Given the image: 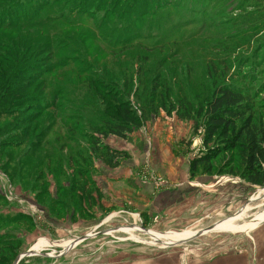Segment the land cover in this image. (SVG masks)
<instances>
[{
	"label": "rangeland",
	"instance_id": "374dc122",
	"mask_svg": "<svg viewBox=\"0 0 264 264\" xmlns=\"http://www.w3.org/2000/svg\"><path fill=\"white\" fill-rule=\"evenodd\" d=\"M254 5L0 0V85L19 94L21 80L33 97L0 103V264H264V221L212 231L264 216V188L241 177L237 154L191 173L212 148L204 111L216 88L252 94L264 123V30L236 26ZM124 102L145 106L134 131L145 127V140L130 142L115 175L89 152Z\"/></svg>",
	"mask_w": 264,
	"mask_h": 264
},
{
	"label": "trees",
	"instance_id": "16d2710c",
	"mask_svg": "<svg viewBox=\"0 0 264 264\" xmlns=\"http://www.w3.org/2000/svg\"><path fill=\"white\" fill-rule=\"evenodd\" d=\"M245 1H254V9L247 14H241L236 19V26H244L247 29V35L255 36L263 33L264 0ZM238 9L239 13H242V9L240 7ZM22 83L20 80L19 94L15 92L16 89H12V86L6 87L2 83L4 85H0V103L5 99L9 105L31 103L33 101V97H31L32 85ZM138 95L137 91L133 92L134 98H139ZM252 101V94L245 92L242 88L225 86L216 88L204 111V145L206 147L212 145V148L209 153L195 158L192 162L191 173L195 174L201 170L204 175L211 174L215 171L214 159L223 153L232 151L237 154L241 177L253 186L264 188V123L256 120ZM130 106L131 104L124 102L116 107V116L113 122L110 120L102 127L105 128L102 130L104 138L113 136L127 140L136 129L144 126L145 106L141 108V115ZM186 116L184 119H193V114L190 111ZM59 125L62 129L64 128V125ZM55 126H58V121ZM69 132H71L70 129ZM55 141L52 146H57L59 139ZM97 147L99 149L94 146L89 153L99 156L100 160L110 169L119 168L122 161L129 158V154L125 151H119L107 145L102 149L99 145Z\"/></svg>",
	"mask_w": 264,
	"mask_h": 264
},
{
	"label": "crops",
	"instance_id": "0c3cea01",
	"mask_svg": "<svg viewBox=\"0 0 264 264\" xmlns=\"http://www.w3.org/2000/svg\"><path fill=\"white\" fill-rule=\"evenodd\" d=\"M143 140H145V127H144V129H142V130H139V131H136V132H133L131 135H129V137H128V139L127 140H122V139H120V138H117V137H113V136H111V138H109V139H107V143H106V145L107 146H109V147H111V148H113V149H116V150H119V151H125V152H127V153H132L131 152V144H130V142L132 141H135L136 143L137 142H140V141H143ZM123 143H124V145H123ZM139 144H137V146H138ZM133 150H134V147H133ZM136 156H137V160L138 161H145V153H140V152H137L136 153ZM124 163V162H123ZM130 167H133V166H128V169L129 170H127L126 171V178L127 179H129V182H130V184H132V185H137V187H138V190H136V191H134V192H136V193H138V196L140 197V198H142V197H145V184L144 183H142V182H140L139 180L137 181L134 177V175H133V168L132 169H130ZM121 168V167H120ZM120 168L119 169H113V171H114V173H115V175L117 174V173H119L120 172ZM112 170V169H111ZM119 177V176H118ZM137 178V177H136ZM107 184V183H106ZM141 206H143V205H141ZM143 207H145V206H143ZM143 212H145V210L143 211ZM260 255V254H259Z\"/></svg>",
	"mask_w": 264,
	"mask_h": 264
},
{
	"label": "bare ground",
	"instance_id": "6f19581e",
	"mask_svg": "<svg viewBox=\"0 0 264 264\" xmlns=\"http://www.w3.org/2000/svg\"><path fill=\"white\" fill-rule=\"evenodd\" d=\"M263 221H264V216H262V217H260V218H257V219H255V220H253L249 225H247L246 227H243L242 229L240 228L239 229V227L238 228H235V227H233V226H230V224H227V223H222V224H219V225H215V226H213V228H212V231H214V230H216V228L217 227H220V228H222V229H231V230H235V231H243V230H245V231H248V230H252V229H254L256 226H258V225H260L261 223H263ZM197 235V233H194V234H192V235H190L189 237H187V239H185V240H188L189 238H193V237H195ZM155 237H158V236H156L155 235ZM184 240V241H185ZM77 241H79V242H83V241H81V240H77ZM75 245H77V243L75 244ZM23 259V258H22Z\"/></svg>",
	"mask_w": 264,
	"mask_h": 264
},
{
	"label": "water",
	"instance_id": "95a60500",
	"mask_svg": "<svg viewBox=\"0 0 264 264\" xmlns=\"http://www.w3.org/2000/svg\"><path fill=\"white\" fill-rule=\"evenodd\" d=\"M196 237V236H195ZM30 253H28V255H29ZM22 260V258L21 257H19L16 261H15V263L14 264H19V262Z\"/></svg>",
	"mask_w": 264,
	"mask_h": 264
}]
</instances>
